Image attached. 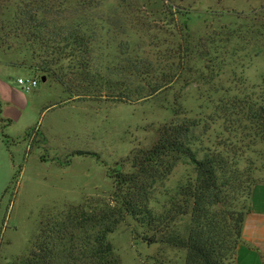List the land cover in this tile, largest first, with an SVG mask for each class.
<instances>
[{"label":"rangeland","instance_id":"374dc122","mask_svg":"<svg viewBox=\"0 0 264 264\" xmlns=\"http://www.w3.org/2000/svg\"><path fill=\"white\" fill-rule=\"evenodd\" d=\"M18 1L0 0V27L9 24ZM45 1L52 27L92 35V73L113 80L118 91L126 82L130 101L76 98L79 90L106 96L117 89H78L77 57L53 66L70 92L30 68V46L0 48V73L9 71L4 81L17 88L19 77L39 75L34 90L18 89V102L28 107L22 120L6 127L0 118V264L25 256L43 221L71 206L110 202L117 173L132 171L133 154L154 145L177 107L180 119L199 123L193 146L199 158L221 151L239 161L244 186L249 177L264 183V140L247 114L264 105V0ZM154 86L161 89L150 98ZM196 176L193 165L179 164L157 186L152 206L163 211L168 193ZM188 222L180 218L176 227L185 234ZM109 240L120 264H185V251L152 243L131 217Z\"/></svg>","mask_w":264,"mask_h":264},{"label":"trees","instance_id":"16d2710c","mask_svg":"<svg viewBox=\"0 0 264 264\" xmlns=\"http://www.w3.org/2000/svg\"><path fill=\"white\" fill-rule=\"evenodd\" d=\"M47 5L45 0H19L9 24L0 27V48L11 51L16 44L30 46V68L36 74H42V80L56 78L66 91L75 92L56 75L53 66L74 57H77L78 74L83 77L78 89L100 84L117 88L113 80L106 81L101 73H92V35L80 27H52L54 21L42 11ZM39 49H43V53L39 54ZM38 59L42 61L36 62ZM36 74L35 78L39 77ZM125 83L122 82V89L118 91L117 88L115 94L89 95L86 94L88 90L78 94L82 92L79 90L75 97H100L127 103L130 100ZM160 89L159 86L151 87L150 98ZM178 109L175 120L158 129L154 145L133 154L132 171L117 173L110 202L101 207L71 206L52 221H43L27 254L12 264H120V257L109 237L128 217L150 232L152 243L161 242L185 251V264H236L257 181L249 177V186H244L237 169L239 161L224 156L221 151L209 150L199 158L197 149L193 148L199 123L192 118L180 119ZM247 114L264 140V105L256 110L251 108ZM1 134L8 142L9 137ZM186 163L193 165L196 179L168 193L163 211H157L152 206L159 190L157 186L165 182L179 164ZM186 217L189 222L184 234L176 223Z\"/></svg>","mask_w":264,"mask_h":264},{"label":"crops","instance_id":"0c3cea01","mask_svg":"<svg viewBox=\"0 0 264 264\" xmlns=\"http://www.w3.org/2000/svg\"><path fill=\"white\" fill-rule=\"evenodd\" d=\"M8 72L7 69L6 73ZM0 74V114H5L8 119L1 116L0 118L10 127L11 124L22 120L28 107L27 104L18 102L21 97L18 90L20 87L18 85L17 88L13 87L3 79L2 74H7ZM236 264H264V183L257 184L253 188L251 211L245 220L242 244L238 247Z\"/></svg>","mask_w":264,"mask_h":264},{"label":"built area","instance_id":"2783aa9c","mask_svg":"<svg viewBox=\"0 0 264 264\" xmlns=\"http://www.w3.org/2000/svg\"><path fill=\"white\" fill-rule=\"evenodd\" d=\"M18 86L26 92H30L34 90L36 87H38V81L34 77L30 78H23L19 77L17 80Z\"/></svg>","mask_w":264,"mask_h":264},{"label":"water","instance_id":"95a60500","mask_svg":"<svg viewBox=\"0 0 264 264\" xmlns=\"http://www.w3.org/2000/svg\"><path fill=\"white\" fill-rule=\"evenodd\" d=\"M43 80H45V78Z\"/></svg>","mask_w":264,"mask_h":264}]
</instances>
